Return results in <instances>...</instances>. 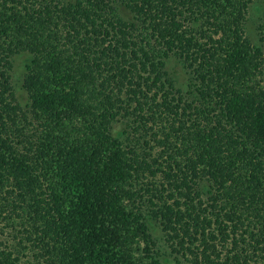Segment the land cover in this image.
Wrapping results in <instances>:
<instances>
[{
	"label": "trees",
	"instance_id": "obj_1",
	"mask_svg": "<svg viewBox=\"0 0 264 264\" xmlns=\"http://www.w3.org/2000/svg\"><path fill=\"white\" fill-rule=\"evenodd\" d=\"M253 1L0 0V264H264Z\"/></svg>",
	"mask_w": 264,
	"mask_h": 264
},
{
	"label": "rangeland",
	"instance_id": "obj_2",
	"mask_svg": "<svg viewBox=\"0 0 264 264\" xmlns=\"http://www.w3.org/2000/svg\"><path fill=\"white\" fill-rule=\"evenodd\" d=\"M247 22H246V33L250 40L258 44L260 38V25L264 21V0H254L250 5ZM28 57L26 55H18L14 59V67L11 72L12 81L16 91L18 100L21 103L26 101V93L21 88V82L24 72L25 63H27ZM166 70L173 79L176 85L182 90L188 88L190 82V76L183 69L182 65L175 59L170 57L166 62ZM125 125L123 123H118L115 125V132L117 134H122ZM147 224L150 228L151 234L157 242V247L160 252V259L164 264H187L183 257L176 255L172 252L171 248L163 239V234L160 230L158 223L152 218L151 213H147Z\"/></svg>",
	"mask_w": 264,
	"mask_h": 264
}]
</instances>
